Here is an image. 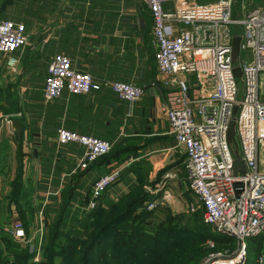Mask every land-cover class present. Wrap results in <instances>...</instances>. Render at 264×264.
I'll return each instance as SVG.
<instances>
[{
  "label": "crops",
  "instance_id": "obj_1",
  "mask_svg": "<svg viewBox=\"0 0 264 264\" xmlns=\"http://www.w3.org/2000/svg\"><path fill=\"white\" fill-rule=\"evenodd\" d=\"M180 1L163 2L164 8L171 10ZM3 17L25 23L28 43L10 55L0 54V194L8 184L15 188L19 183L25 192L17 189L18 199L30 200V208L18 211L9 200L1 202L0 231L9 234V212L31 226L29 209L42 217L41 231L43 220L49 224L59 214L66 224L83 219L81 207L93 182L114 168H121V177L104 193L102 208L144 188L160 170L174 174L166 184L188 189L184 149L176 147L163 109L167 89L156 69L153 20L144 0H0ZM57 53L92 74L100 91L64 92L45 101L46 69ZM111 81L133 82L143 95L134 103L120 100L106 85ZM61 127L109 140L113 148L84 166L82 146L56 143ZM16 157L20 174L15 181L6 169Z\"/></svg>",
  "mask_w": 264,
  "mask_h": 264
},
{
  "label": "built area",
  "instance_id": "obj_2",
  "mask_svg": "<svg viewBox=\"0 0 264 264\" xmlns=\"http://www.w3.org/2000/svg\"><path fill=\"white\" fill-rule=\"evenodd\" d=\"M173 1L144 0L153 20L156 69L167 89L163 109L169 133L176 147L184 149L185 182L198 198L204 222L236 240L237 254L229 264H244L247 238H264V0H240L241 15L235 0H182L171 10L164 8L163 2ZM235 36H241L236 61L232 53ZM27 43L25 23L0 18V54L10 55ZM235 67L241 70L240 77ZM45 75V101L64 92L79 96L100 91L102 86L92 74L76 69L64 53L52 57ZM106 85L129 103L138 101L144 92L133 82ZM232 117L244 174L233 172L234 146L227 138ZM56 143L82 146L84 166L109 153L113 146L109 140L66 127L58 129ZM120 177L121 168H114L95 180L81 208L93 212ZM173 177L165 172L162 181ZM9 232L23 242L29 239L19 221L11 224Z\"/></svg>",
  "mask_w": 264,
  "mask_h": 264
},
{
  "label": "rangeland",
  "instance_id": "obj_3",
  "mask_svg": "<svg viewBox=\"0 0 264 264\" xmlns=\"http://www.w3.org/2000/svg\"><path fill=\"white\" fill-rule=\"evenodd\" d=\"M235 1L236 11L239 12L240 15L243 14L242 1ZM234 13L236 15V12ZM240 33L241 30H239V34ZM244 54L243 52L241 53V58ZM236 143H238L237 139ZM2 161L1 159V162ZM7 166H9V163H7ZM6 172L8 173L9 179L10 176H12V178H14L13 180H17L18 172L20 173L17 157L16 161L14 159V162L10 165V168L6 169ZM7 173L5 177H7ZM162 179L163 175H160L153 181L144 183L146 185L143 189H145L147 193L141 201L142 204L136 208V215L133 213V219L128 223V225L131 224L133 227L128 226V228H126L127 231H122V225L120 227L121 234H128L132 229H136L135 232H137L139 228L140 231L146 235V255L145 259L141 260V262H137L132 258L131 251L126 252V249L124 251L116 250L112 240L108 242L106 246L100 244L102 239L100 237L104 236H102V234L99 236L97 235L98 229L101 227L100 225L106 223L107 218L108 220L110 218V209L106 207L105 210L100 211L98 216H93V214V217L89 218L77 233L63 231L60 232L59 235L55 232L54 225H52L53 222L45 224L43 220L42 227L44 230L41 231L42 228L39 227V224L41 223L40 220L42 217L29 209V213L34 215L32 216V220L31 216L28 217L32 224L28 227L31 231L29 239L23 242L22 240L12 238L13 236H9L12 239H4L2 242L0 237V264H110L111 259L109 255H118L121 253L123 258H125V262L119 264H162L168 261L169 258L173 257L172 259L174 260L180 253L187 252V249H189L191 253L192 246L196 244L198 247H212L214 242L212 239L204 241L196 235L197 232H195V234L192 233L195 229L191 231L190 222L198 221L199 224L204 222L203 211L196 195L194 196L190 190H185L181 185L173 187L170 184H166ZM4 192L6 193V198H4ZM24 192L25 190L23 189V193ZM0 195H2V198L0 197V203L4 200L8 203L9 200L11 203L15 204L16 210L18 211H26L30 208V200L25 199L24 201L23 197L19 200V192L17 188H14L12 185L8 184ZM151 204H153V206L149 207ZM129 214L132 216L131 212ZM83 215L87 218L90 213L84 211ZM7 219L8 223L21 221L20 217L12 216L10 212ZM110 230L105 232L111 234ZM105 232L104 235H107ZM213 232H215V230L210 226V233ZM8 233L10 234V232ZM115 233L116 232H113L112 235H115ZM94 235L99 238L96 239L95 244L97 245L93 250L94 255H92L91 259L93 263L83 261V258L87 257V255H82L81 250L85 248L86 243H88ZM69 240H72L74 243L80 242L81 244V247H78V250H80L79 252L77 251L76 254H68L74 255L70 258H68L67 252L64 250L65 247H68V250H70ZM128 242H130V238H128L125 243ZM253 247L255 246H251V248ZM111 249H113V251H111ZM237 250V242L235 240L233 250H230V252L225 251L223 253H216L213 257L205 259L203 264H229L231 259L237 254ZM30 251H34L35 255L33 256ZM109 251H111V253H109ZM35 258H37V260H34ZM259 258L261 257H258V262H260ZM171 262L172 261L167 264ZM112 264H115L114 261H112Z\"/></svg>",
  "mask_w": 264,
  "mask_h": 264
},
{
  "label": "trees",
  "instance_id": "obj_4",
  "mask_svg": "<svg viewBox=\"0 0 264 264\" xmlns=\"http://www.w3.org/2000/svg\"><path fill=\"white\" fill-rule=\"evenodd\" d=\"M113 148V146H112ZM110 149V151L112 150ZM109 151V152H110ZM109 153L97 158L96 161L100 160L102 157L107 156ZM94 161V162H96ZM93 162V163H94ZM165 170H160L158 173V176H162ZM19 172L17 175V178L19 176ZM15 187L17 189H23L22 186H20L19 183L15 184ZM20 187V188H19ZM147 191L143 189L142 185L139 187L135 188L133 191H130V193L127 194L126 197L119 199L116 202H110L106 207L110 209V214H109V220L107 218L106 223L103 225H100L101 227L98 229L97 235H101L104 237H100L101 239V245L106 246L108 242L112 240V243H114L116 250L119 251H124L125 249L128 251L132 252V258L136 260L137 262H141V260L145 259V250L147 248V242L145 241V236L140 229L138 228V231L135 232L136 229L130 230L128 234H121L120 233V227L122 225L123 230H126L128 226L133 227V225H128L129 222L133 219V216L136 212V208L142 204V200L145 197V194ZM106 208H102L100 205H98L95 209H93V212L90 213L87 218H83L81 220H76L73 224H66L63 221V216L64 214H59L56 220L53 221L52 225H54L55 232L60 234V232L66 231V232H71V233H77L79 229H81V226L88 221L89 218L93 216H98L100 211L105 210ZM202 209V207H201ZM203 211V209H202ZM132 213V216H130L129 213ZM134 213V214H133ZM202 213V212H201ZM94 214V215H93ZM93 215V216H92ZM136 215V214H135ZM24 229L26 230L27 237L29 238L30 235V226L27 225V223H23ZM191 226V231L195 229L192 233L203 239L204 241L207 239H212L213 246L212 247H198V245H194L191 248V253L189 249L185 253H180V255H177L174 260L172 258H169L168 261L163 262L162 264H167L170 261H172L170 264H203V261L207 259L208 257H213L214 254L216 253H223L225 251H229L234 249L235 246V240L233 239L232 236H227L225 234L219 233V232H213L210 233V224L207 223H198L196 222H190ZM142 228V227H141ZM111 229V230H110ZM69 230V231H68ZM110 230L111 234L106 233ZM106 231V232H105ZM65 232V233H66ZM104 232L107 235H104ZM113 232H116L115 235H112ZM68 234V233H67ZM12 237L11 234H4L2 230L0 231V237L1 241L3 242L4 239H9ZM195 236V235H194ZM13 238V237H12ZM10 238V239H12ZM99 238L97 236H93L92 239L86 243V246L84 249H82V255H87V257L83 258V261L87 262H92V255H94V249L97 244L96 239ZM128 238H130V242L125 243ZM131 243V244H130ZM229 243V244H226ZM69 248L65 247L64 250L67 252L68 258L73 257L74 255H68V254H76L78 250V247H81L80 242L79 243H74L72 240H69ZM251 246H255L251 248ZM113 251V249H111ZM109 251V253H111ZM30 253L35 255L34 251H30ZM190 253V254H188ZM254 253V254H253ZM118 254V253H117ZM246 261L244 264H264V238L263 236H254V237H248L247 242H246ZM258 257H262L263 261L258 262L257 259ZM110 264H112V261H114L115 264L123 263L125 262V258H123L122 253L121 254H111L109 255ZM210 259V258H209Z\"/></svg>",
  "mask_w": 264,
  "mask_h": 264
},
{
  "label": "water",
  "instance_id": "obj_5",
  "mask_svg": "<svg viewBox=\"0 0 264 264\" xmlns=\"http://www.w3.org/2000/svg\"><path fill=\"white\" fill-rule=\"evenodd\" d=\"M240 42H241V36H235L233 38V59L234 61H236V59L239 57V47H240ZM235 70V74L236 76L240 77L241 75V70L238 67L234 68ZM237 108H234V113L236 112ZM13 127L16 128V130L19 132L20 127L18 125V123L16 121H13ZM234 133H235V121H234V117H232L229 120V124H228V129H227V138L228 141L233 144L234 148H233V153L235 155V161H234V167H233V172L234 174H236L237 172H241L242 174L245 173V167H244V163L242 161V159L239 157L238 153H237V149H236V140L234 138ZM239 183H236L235 186H238ZM239 190L236 189V192H238Z\"/></svg>",
  "mask_w": 264,
  "mask_h": 264
}]
</instances>
